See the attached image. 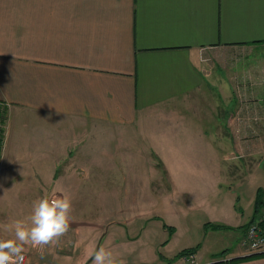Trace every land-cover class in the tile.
<instances>
[{"label": "crops", "instance_id": "obj_1", "mask_svg": "<svg viewBox=\"0 0 264 264\" xmlns=\"http://www.w3.org/2000/svg\"><path fill=\"white\" fill-rule=\"evenodd\" d=\"M0 106V176L27 166L37 191H67L57 166L69 179L81 170L78 132L121 143L133 132L160 159L167 192L203 206L181 219L195 263L264 264L232 261L261 253L241 243L264 194V0H0ZM32 115L69 126L64 154L19 135ZM167 245L137 263L192 264L160 254Z\"/></svg>", "mask_w": 264, "mask_h": 264}, {"label": "rangeland", "instance_id": "obj_2", "mask_svg": "<svg viewBox=\"0 0 264 264\" xmlns=\"http://www.w3.org/2000/svg\"><path fill=\"white\" fill-rule=\"evenodd\" d=\"M182 107L179 105L178 109ZM7 113L8 109L0 106V135L3 139L2 126ZM64 124L59 118L52 122L32 115L26 118V126L19 135L26 141L46 145V152L49 147L56 146L58 157L71 143L69 126ZM169 125L172 124L165 121L158 124L166 128ZM86 129V132L77 134L84 141L80 150L82 155L89 153L85 157L80 153L81 170L72 165V172L76 174L69 179L64 169L70 166H57V177L65 180L59 183L68 185L70 189L67 191L61 189L60 192L57 186L55 190L49 191L47 187V191H37L38 182L29 174L27 166L11 175L14 178L0 176V238L12 237L13 221L26 220L36 199L45 194L55 197L67 192L73 202L70 231L46 247L43 253L26 246L25 264H91L90 257L100 246L112 251L117 264L121 261L138 264L139 260H148L155 256L161 244L168 245L160 254L173 258L194 236L193 229L182 228V216H190L203 206H193L187 199L167 192L170 184L160 159L154 150L141 144L133 132H125L121 143L114 131L101 134L89 126ZM37 151L41 152L40 147ZM49 162L46 159L43 165L37 166L45 172L46 178L51 166ZM46 184H50L48 180ZM38 192L43 194L37 196ZM173 226L177 233L168 241ZM138 235L141 236L136 241L126 240Z\"/></svg>", "mask_w": 264, "mask_h": 264}, {"label": "clouds", "instance_id": "obj_3", "mask_svg": "<svg viewBox=\"0 0 264 264\" xmlns=\"http://www.w3.org/2000/svg\"><path fill=\"white\" fill-rule=\"evenodd\" d=\"M72 211L69 194L55 197L45 194L36 199L26 220L13 221L12 237L0 238V264H24L26 246L43 253L46 247L58 242L71 229ZM90 259L91 264H117L112 251L103 246L98 247Z\"/></svg>", "mask_w": 264, "mask_h": 264}, {"label": "built area", "instance_id": "obj_4", "mask_svg": "<svg viewBox=\"0 0 264 264\" xmlns=\"http://www.w3.org/2000/svg\"><path fill=\"white\" fill-rule=\"evenodd\" d=\"M3 141L4 139L0 135V145L3 144ZM258 211L259 212L257 216L247 225L244 230L241 246L248 252H264V204H262ZM185 258L192 264H196L192 253L187 254Z\"/></svg>", "mask_w": 264, "mask_h": 264}, {"label": "trees", "instance_id": "obj_5", "mask_svg": "<svg viewBox=\"0 0 264 264\" xmlns=\"http://www.w3.org/2000/svg\"><path fill=\"white\" fill-rule=\"evenodd\" d=\"M262 203H264V194L259 193V195L257 196V199H256V204H257L256 206H257V208H258V207L260 208V207L262 206ZM211 227H213V228H215V229L226 228V227H224V226H221V225H215V224H214V225H211ZM196 248H197V246L194 247V248H190V249H184V250L180 251L178 254H176V255L172 258V260L178 259V258H180L181 256H184V255H187V254H189V253H192L193 251L196 250ZM260 256H264V252H261V253H254V254H251V255L245 256V257H243V258L233 259L232 261L234 262V261H239V260L251 259V258L260 257Z\"/></svg>", "mask_w": 264, "mask_h": 264}]
</instances>
